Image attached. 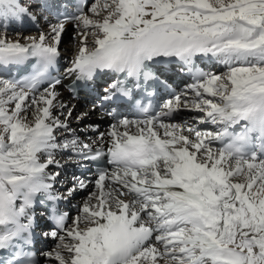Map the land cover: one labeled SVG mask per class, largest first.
I'll use <instances>...</instances> for the list:
<instances>
[{
  "label": "snow or ice",
  "instance_id": "obj_1",
  "mask_svg": "<svg viewBox=\"0 0 264 264\" xmlns=\"http://www.w3.org/2000/svg\"><path fill=\"white\" fill-rule=\"evenodd\" d=\"M104 9L102 20L83 9L65 17L76 22L79 48L68 72L78 78L104 70L148 78V62L164 59L191 71L200 57L226 72L194 71L193 83L159 111L137 105L136 118H120L99 134L106 151L80 146L82 159L107 156L111 170L101 167L89 181L92 191L70 226L54 213L57 229L50 235L60 244L48 258L57 264H264V159L246 147L259 130L264 152V0H106ZM27 12L18 0H0V17ZM64 27L62 20L26 43L0 38V65L36 60L32 75L0 78V249L15 247L14 238L31 227L28 209L38 193L61 198L52 196L46 180L54 177L45 172L58 165L53 152L69 146L54 135L68 127L52 115L60 80L38 89L57 62ZM105 93L110 102L132 95L119 82ZM182 110L199 114L195 125L213 127L170 122ZM241 122L242 132L234 134ZM185 125L193 135L184 134ZM217 142L222 146L213 147ZM87 187L78 180L70 192ZM9 264H32L31 254L18 249Z\"/></svg>",
  "mask_w": 264,
  "mask_h": 264
},
{
  "label": "bare ground",
  "instance_id": "obj_2",
  "mask_svg": "<svg viewBox=\"0 0 264 264\" xmlns=\"http://www.w3.org/2000/svg\"><path fill=\"white\" fill-rule=\"evenodd\" d=\"M18 3L21 6L27 8V10H28L27 14L26 15H22L19 19L12 18V17H8V18L0 17V38H5V39H7L9 41H12V42L19 41L21 43H26V42L29 41V38H37L41 33H45V34L48 33L49 30H50V28H51V26L57 24V22H54L51 19V17L49 15H47V13H45V12H42L41 13V11H40V10H44V9H50L52 6L57 5V4H52L50 2V0H28V1H26V3H21L20 0H18ZM90 4H91V2H90ZM88 5H89V2H88V4L85 7L84 14H86ZM100 6L103 9V14H100L99 15L100 16V19L99 20H102L103 17L105 15H107V11L104 9V0H103V6L102 5H100ZM90 7L91 6L89 5V8ZM31 21H33V25H30ZM74 23H76V22H72V23H66L65 22L64 32H63V35H62V41H61V43L59 45V49L62 50V51H60L61 54H64V53L66 54V49L67 48H71V47L73 48L72 49V52L73 51L75 52L74 57H71L70 61L67 60L66 55H61V62L67 64L66 66L63 67L64 68L65 75H69L70 74L68 72V69H70L72 67V61L74 60L75 56L77 55L78 48H79L78 41L74 39V37L76 35L70 37V38H72L71 40L73 42L71 44L72 46H70V47H69V45L68 46L66 45V42L63 39V36L66 35V33L68 34V32L71 31L70 30L71 29L70 27H73L74 26ZM21 25H22V27H21ZM35 25H38L39 26V29H36L35 28ZM92 46H93L92 45V41L90 39L89 40V43H88V47L91 48ZM63 50H65V52ZM204 61H206V62H210L211 61V64L213 66L210 67V65H209V67H210V73H217L218 74L221 71V69H224L225 68V66H223V65H221L219 63H216L214 60H211L209 58H203V62ZM2 67H3V65H0V71L2 70ZM74 73L75 72H72L71 74H74ZM7 77H8L7 75L0 74V78H3V79L8 80ZM187 85L188 84L182 85V87L180 89V94H182L184 92V90H185V88H186ZM55 90L57 92V97H56V99L54 101V106L55 105H58L59 106L61 104V102H63V101H61V99H62L61 96L64 94V90H63V88H62L61 85L56 86V89ZM41 91H43V89ZM189 95H191V94H189ZM74 103L75 102L72 101V100L68 103L70 106H72L73 110L76 109V108H79V104L78 103H75L74 104ZM57 109L58 110H61L62 108L61 109L57 108ZM33 110H34V108L28 111L30 113V116L27 117L29 122L32 121V119H33V116H32V111ZM60 114H62V113L60 112ZM84 115H86L85 116L86 120H90V121L95 120L96 121V117H95V115H93L92 112H87L86 111L84 113ZM175 115H176V119H179L180 124H183L185 121H189V122H192L194 124L192 118L195 117V116H197L195 112L192 113V111H183V110L176 112ZM101 121L97 120L95 123H98V124L103 125L104 129L101 132L107 133L108 130H109V128H106V124L108 122V119L107 118H104ZM194 126L198 127V129L201 130V131L206 130V129H210V128L213 127V126H211L209 124H199V125H195L194 124ZM184 134L185 135H193L192 133H189L188 128H187V125L184 126ZM91 142H92L91 147H96V146H101V145H107V142L106 141L100 142L99 139H94ZM42 155H43V153L41 154V156ZM46 155L47 154H44V156H46ZM70 168H72V166H69L68 165L67 166V169H70ZM87 184H88V187L85 190H87V192H91L92 191V184L89 183V182H87ZM90 188H91V190L89 191ZM74 198H75V192L73 191L70 194V196L68 197V201L74 202L75 201ZM19 203L20 202L18 201L17 204H19ZM66 209H68V208H66ZM28 215L30 216V208L28 209ZM72 221H70V224H72ZM39 222L42 223L43 222V218L42 219H39ZM50 233L51 232H49V231H46L44 233V236H45L46 240L48 241V246H47L46 249H44L40 253L41 261L43 260L42 263L40 262L41 264H54V262H56L54 259H49L48 258V254L52 253L50 250H53V249L56 250L57 249V246L60 244V239H59V236L56 237V238H53L50 235ZM60 235H63V233H60ZM52 242H54V246H51V243ZM64 242L65 243H68L70 241L66 239ZM52 254L54 255V251H53ZM62 254L65 255V256L68 255L67 252L66 251H63V250H62Z\"/></svg>",
  "mask_w": 264,
  "mask_h": 264
},
{
  "label": "rangeland",
  "instance_id": "obj_3",
  "mask_svg": "<svg viewBox=\"0 0 264 264\" xmlns=\"http://www.w3.org/2000/svg\"><path fill=\"white\" fill-rule=\"evenodd\" d=\"M26 1H28V0H20L21 3H26ZM90 2L92 5L90 3H89V5L91 7L93 5H96L99 8V12L97 14H93L92 12L89 11V9L91 7L89 8V5H88L86 15H88L91 19L99 20L100 19L99 15L103 14V9L100 6V5L103 6V0H91ZM105 3H106V0H104V4ZM75 26H76V23H74L73 27H70L71 29L69 28L71 31L68 32V34L66 33V35L63 36V39L66 42V45L67 46L69 45V47L72 46L71 44L73 43L71 40L72 38H70V37L77 35V28ZM72 49H73L72 47L67 48L66 54L64 53V55H66V58L68 61H70L71 57H74V55H75V52L74 51L72 52ZM63 51L65 52V50H63ZM225 72H226V68L221 69V71L218 74H223ZM61 98H62L61 101H63L60 104L61 106L55 105L52 109V115L55 117H59V119L61 121H64L68 125V127L55 130L54 135L56 137V143L57 144H63L65 142H69V146L67 148H58L53 152V157L56 161H58V165L60 167L56 166V165H54V166L50 165L45 169V172L54 177V179H49L50 183L53 185L50 190H53V187H54V190L60 192V194H62V196H64V195L71 193L70 189H72L73 185H74V183H72L71 180H77V181L81 180V179H76L75 177H70V175L66 174L67 172H65L66 169L64 167H66V165L68 163L73 161V156H72L71 152L79 151V148L81 145L89 144L92 139L98 137L99 136L98 132L100 129L97 127L98 124H95L94 122H90V120H86V118H85L86 115H84V110L82 108H76L73 110V108L68 104V98L66 97L65 94H63L61 96ZM57 108H59V109L62 108V109L58 110ZM69 110H71V116L70 117L68 116ZM60 112L62 114H60ZM196 115H199V114L196 113ZM28 116H30L29 112H27V117ZM170 122L180 124V122L177 120L176 121L172 120ZM93 129H98V131H95ZM74 139L79 141V143L75 147H73L70 143ZM46 159H47V155L46 156H44V154L42 156L40 155L41 162H45ZM61 165H63L64 169L61 168ZM90 190H91V188L89 189V191ZM75 193H76L77 199L75 200L74 204L77 205L76 206L77 211L73 212L71 214V219L74 216L75 217L77 216L78 206L83 204L85 198L88 196V194L90 192H87V190L82 192L81 189L77 188L75 190ZM50 251L53 253L54 249L50 250ZM42 262H43V260L41 261V263ZM54 264H57V262H54Z\"/></svg>",
  "mask_w": 264,
  "mask_h": 264
}]
</instances>
